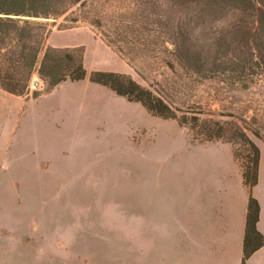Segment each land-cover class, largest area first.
I'll return each mask as SVG.
<instances>
[{
    "label": "rangeland",
    "instance_id": "374dc122",
    "mask_svg": "<svg viewBox=\"0 0 264 264\" xmlns=\"http://www.w3.org/2000/svg\"><path fill=\"white\" fill-rule=\"evenodd\" d=\"M189 7L170 4L156 13L161 16L149 17L142 25L125 19L126 37L144 44L125 47L134 58L133 67L107 46L104 27L74 24L66 15L44 21L49 29L46 45L81 48L87 75L37 99L31 92L45 85L36 73L26 97L0 89V264H142L141 257L144 264H154L155 241H166L170 254L179 248L172 234L182 236L185 227L177 222L180 230H167V222L165 230L143 232L142 254L140 199L147 218L150 208L152 215L170 216L177 201L185 207V194L180 197L173 172H181L194 144L204 142L194 141L200 137L189 126L154 117L140 104L91 83L89 74L130 76L190 124L196 119L235 120L244 107L253 109V100L263 107L264 93L258 95L252 85L244 91L241 83L207 72L211 66L203 67L194 61L196 56L189 66L178 63L182 50L166 40H174L180 29L196 45L193 50L210 61L227 65L245 56L231 44L241 38L232 34L236 20L227 9L200 14ZM26 121L39 134H47L40 165H35L42 166L40 173L29 147L41 146L42 135L34 141ZM249 136L258 147L264 146V141ZM157 191L159 196L152 200L150 192ZM157 204L164 209L152 208ZM164 261L180 263L177 258Z\"/></svg>",
    "mask_w": 264,
    "mask_h": 264
},
{
    "label": "trees",
    "instance_id": "16d2710c",
    "mask_svg": "<svg viewBox=\"0 0 264 264\" xmlns=\"http://www.w3.org/2000/svg\"><path fill=\"white\" fill-rule=\"evenodd\" d=\"M190 5L189 10L200 14L214 9L220 12L227 9L229 16L235 17V30L240 41L234 43L238 53L245 56L238 63L231 61L221 65L219 60L211 61L202 53L194 51L196 45L190 38L178 35L167 38L175 48L182 52L178 55L181 66L194 59L215 75H223L233 83H241L244 91L249 85L257 89L258 95L264 93V0H0V89L16 96L26 97L30 93V81L34 73L45 85L42 91L31 92L32 98L49 93L60 84L70 81L79 82L86 78L84 56L81 48H55L46 45L49 29L44 22L62 16L71 17L72 23L84 21L96 28H105L103 39L108 47L133 67V60L125 52V47L143 45L138 38L126 37L125 19L135 24H146L149 17L161 16L163 8L170 4L175 7ZM186 6V5H185ZM194 11V12H195ZM144 27V26H143ZM103 28V29H104ZM148 33L152 30L144 29ZM170 39V40H169ZM147 41V38L146 40ZM165 42V43H166ZM236 58V57H234ZM189 66V65H188ZM91 83L106 87L128 102L140 104L150 115L165 120H175L179 125L190 127V131L200 138L198 142H221L232 146L234 157L239 163L244 185L249 193L258 183L260 149L251 140L264 141V106L255 100L251 106L244 107L238 117L229 116L232 121L214 119L193 120L179 117L177 109L172 108L163 98L156 96L150 89L140 86L130 76L116 72L94 71L89 74ZM252 115L248 116V112ZM236 147L242 149L237 154ZM260 207L250 193L245 217L242 242L241 264L263 246V237L257 230Z\"/></svg>",
    "mask_w": 264,
    "mask_h": 264
},
{
    "label": "crops",
    "instance_id": "0c3cea01",
    "mask_svg": "<svg viewBox=\"0 0 264 264\" xmlns=\"http://www.w3.org/2000/svg\"><path fill=\"white\" fill-rule=\"evenodd\" d=\"M26 128L28 135L31 133L35 141L40 131L31 128L27 121ZM44 133L39 134L42 135L41 146L34 143L33 148L29 147V152H34L30 156L37 162L33 167L38 173L41 172L42 166L35 168V165H40L38 159L42 157L39 153H44L46 146L47 134ZM259 149L258 183L250 193L260 207L257 230L263 237V246L251 255L247 264H264V146ZM193 150L188 154L185 164H182L181 172H173L172 179L179 187L177 191L180 197L181 193L185 194V207L184 202L181 204V201H177L175 211L173 210L170 216H166L164 212L152 215L150 208L147 218L146 207H143V199H140L141 252L143 254V232L159 231L164 229L165 223L168 222L167 230H180L178 224L184 226L185 230L182 236L172 234V238L177 239L180 245L178 249L171 250V254L166 241L154 242V264H158V261L163 264L164 258H177L180 260L179 264H241L246 208L250 193L243 183L233 148L226 143L204 142L194 144ZM150 193L152 200L157 199L160 194L158 191ZM176 194L178 193H173L172 197ZM153 206L156 210L165 207L164 204ZM141 263L144 264L142 257Z\"/></svg>",
    "mask_w": 264,
    "mask_h": 264
}]
</instances>
